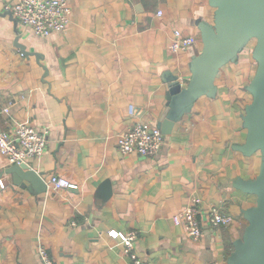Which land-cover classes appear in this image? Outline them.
<instances>
[{
    "label": "crops",
    "instance_id": "obj_1",
    "mask_svg": "<svg viewBox=\"0 0 264 264\" xmlns=\"http://www.w3.org/2000/svg\"><path fill=\"white\" fill-rule=\"evenodd\" d=\"M14 2L0 0V11ZM69 2L67 29L50 36L0 14V128L27 122L49 129L45 151L29 164L45 180L55 174L79 184L34 193L14 182L0 153V264H39V243L56 264H131L112 229L138 230L145 264H228L243 233L242 210L256 202L235 181L255 177L261 161L259 152L236 148L247 135L242 116L257 66L252 47L221 68L218 94L198 98L164 133L155 156L122 154L120 133L137 122L158 125L169 77L188 81L191 58L202 48L195 21H212L214 8L208 0ZM176 28L198 42L174 53ZM19 35L31 54L15 44ZM106 179L113 192L102 201ZM194 196L204 211L218 207L233 222L212 227L203 217V235L193 240L173 215Z\"/></svg>",
    "mask_w": 264,
    "mask_h": 264
},
{
    "label": "water",
    "instance_id": "obj_2",
    "mask_svg": "<svg viewBox=\"0 0 264 264\" xmlns=\"http://www.w3.org/2000/svg\"><path fill=\"white\" fill-rule=\"evenodd\" d=\"M214 8L213 20L196 19L201 32L202 48L190 61V77L183 83L178 75L169 77L167 108L158 126L163 133H170L176 122L190 113L198 98L218 94L216 78L221 68L230 62H238L242 51L253 41L252 57L256 70L246 88L252 99L245 106L243 125L247 129L244 143L236 145L245 155L260 153L257 175L252 178L238 177L235 187L256 196V202L243 208L247 224L242 235L233 242L228 264H264V0H208ZM0 14L9 15V9ZM15 44L23 54H31L23 43ZM38 55V54H37ZM12 174L16 184L26 186L34 193L47 190L43 174L29 163H14L5 169ZM28 182V183H26ZM112 181L106 179L99 187L102 201L112 195Z\"/></svg>",
    "mask_w": 264,
    "mask_h": 264
},
{
    "label": "built area",
    "instance_id": "obj_3",
    "mask_svg": "<svg viewBox=\"0 0 264 264\" xmlns=\"http://www.w3.org/2000/svg\"><path fill=\"white\" fill-rule=\"evenodd\" d=\"M6 8L13 12L19 22L29 26L39 36H50L53 33L65 31L72 12L69 0H16ZM197 42L196 35H185L181 29L176 28L170 41V48L174 53H178L190 49ZM180 80L184 81L183 78ZM48 139L49 129L32 123H18L10 130L0 128V153L9 164L29 163L32 158L45 151ZM163 141L164 133L161 127L149 122H137L117 137V145L122 154L136 153L142 156H155L160 151ZM46 182L53 187L79 188L78 183L55 174L48 176ZM0 185L5 186L3 179H0ZM203 217L212 227L226 226L234 220L232 215L218 207H211L204 211L201 199L194 196L189 204L173 215V221L183 227L187 236L193 240H199L204 232ZM109 234L123 243L124 251L130 257L131 264H145L144 258L136 247L138 230L112 229ZM37 250L39 264H56L43 243L38 244Z\"/></svg>",
    "mask_w": 264,
    "mask_h": 264
},
{
    "label": "rangeland",
    "instance_id": "obj_4",
    "mask_svg": "<svg viewBox=\"0 0 264 264\" xmlns=\"http://www.w3.org/2000/svg\"><path fill=\"white\" fill-rule=\"evenodd\" d=\"M253 43H254V42H251L247 47H248V48H251V47L253 48V45H254ZM256 64H257V62H256ZM246 224H247V221H245V223L243 224V226H244V227H243V230H244Z\"/></svg>",
    "mask_w": 264,
    "mask_h": 264
},
{
    "label": "trees",
    "instance_id": "obj_5",
    "mask_svg": "<svg viewBox=\"0 0 264 264\" xmlns=\"http://www.w3.org/2000/svg\"><path fill=\"white\" fill-rule=\"evenodd\" d=\"M253 42V41H252ZM254 44V43H253Z\"/></svg>",
    "mask_w": 264,
    "mask_h": 264
}]
</instances>
